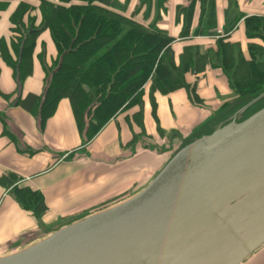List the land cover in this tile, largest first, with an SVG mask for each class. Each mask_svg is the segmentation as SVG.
I'll return each mask as SVG.
<instances>
[{
	"label": "crops",
	"instance_id": "1",
	"mask_svg": "<svg viewBox=\"0 0 264 264\" xmlns=\"http://www.w3.org/2000/svg\"><path fill=\"white\" fill-rule=\"evenodd\" d=\"M117 1L125 5V16L134 13L137 23L165 31L174 40L175 57L185 43L197 45L203 54L218 38L227 37L248 59L243 19L225 32L234 20L227 0H151L142 5L141 0ZM19 2L0 12V39L12 37L9 18ZM213 11L212 23L208 19ZM235 11L264 18V0H236ZM202 28L211 29L213 36H194ZM187 29L188 36L183 38ZM54 54L45 32L34 52L33 75L20 87L0 57V255L131 197L184 142L225 122L238 105L225 76L206 66L187 77V90L155 92L153 104L148 100L142 110L135 107L115 116L86 142L77 132L66 100L57 104L43 127L36 113L16 105L28 95L43 94L44 67ZM15 184L42 195L47 211L39 219L14 201Z\"/></svg>",
	"mask_w": 264,
	"mask_h": 264
},
{
	"label": "trees",
	"instance_id": "2",
	"mask_svg": "<svg viewBox=\"0 0 264 264\" xmlns=\"http://www.w3.org/2000/svg\"><path fill=\"white\" fill-rule=\"evenodd\" d=\"M13 1L16 0H0V12L6 11ZM150 1L141 0L140 5ZM227 1L234 20L225 32L243 19L248 59L240 46L227 37L218 38L203 54L197 45L185 43L175 57L174 40L165 31L137 23L134 13L125 16V5L117 0H34V6L30 0H20L9 18L12 37L0 39V57L12 70L17 86L33 75L34 52L45 32L55 56L44 67L43 94L28 95L16 105L36 113L43 127L57 104L66 100L77 132L87 142L115 116L135 107L142 110L148 100L153 104L155 92L166 95L187 90V77L207 66L225 76L238 100L228 113L233 115L264 90V18L244 17L235 11L236 0ZM161 5L162 2L159 8ZM208 20L213 23L214 11ZM198 33L213 36L207 28L193 34ZM187 34L188 29L181 36L185 38ZM42 50L44 60V47ZM263 107L264 99L246 110L238 121ZM211 131L212 128L195 134L180 147ZM11 195L35 219L47 211L37 191L15 184Z\"/></svg>",
	"mask_w": 264,
	"mask_h": 264
},
{
	"label": "water",
	"instance_id": "3",
	"mask_svg": "<svg viewBox=\"0 0 264 264\" xmlns=\"http://www.w3.org/2000/svg\"><path fill=\"white\" fill-rule=\"evenodd\" d=\"M264 90L168 158L127 199L0 264H244L264 248Z\"/></svg>",
	"mask_w": 264,
	"mask_h": 264
},
{
	"label": "rangeland",
	"instance_id": "4",
	"mask_svg": "<svg viewBox=\"0 0 264 264\" xmlns=\"http://www.w3.org/2000/svg\"><path fill=\"white\" fill-rule=\"evenodd\" d=\"M30 4H32L33 6L36 5V3L33 1H30ZM244 264H264V248L257 252L253 257H251V259H249Z\"/></svg>",
	"mask_w": 264,
	"mask_h": 264
}]
</instances>
